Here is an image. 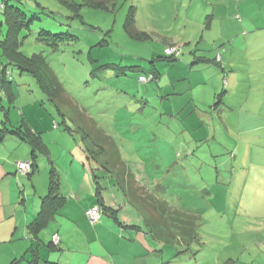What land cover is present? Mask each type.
I'll list each match as a JSON object with an SVG mask.
<instances>
[{
  "label": "rangeland",
  "instance_id": "obj_1",
  "mask_svg": "<svg viewBox=\"0 0 264 264\" xmlns=\"http://www.w3.org/2000/svg\"><path fill=\"white\" fill-rule=\"evenodd\" d=\"M12 3L21 4L30 16L39 14L40 19L33 22L30 30L20 33L19 49L28 57L38 54L49 61L65 96L57 102L50 101L35 76L11 65L9 70L14 78L11 83L6 78V86L12 99L3 90L0 92V129L5 125H37L43 129L52 125L57 130L60 125L64 131L52 132L55 140H65L72 146L76 141L81 146L83 132L76 125L96 122L100 127H110L109 130H124L122 125H149L150 132H156L159 137L158 143L145 140L139 147L143 166L150 174L149 183H164L170 197L181 198L188 207L199 209L204 222L199 243H193L189 250L185 251L174 240L167 243L160 239L166 246L162 252L148 262L139 260L137 264H226L230 261L231 264H264V177L257 176L250 165L251 154L264 153V146L259 142L264 132H258L251 143L245 133L240 135L238 125H232L227 131L219 116L212 119L210 108L207 122L197 125L192 117L198 119L199 115L191 103L172 113V107L184 106L189 95L182 93L169 98L165 90L163 93L148 90L149 85L138 81L144 75L143 68L150 71L155 65L161 74H168L192 52L217 59L218 49L225 44L229 49L225 58L229 63L233 59L239 70L235 71L237 75L234 74L229 88L238 94L235 99L227 100L238 107L241 101L245 102L246 93L251 92V108H264V0H220L215 5L211 0H13ZM132 9L140 37H130L126 30ZM74 15L79 19L71 20ZM211 15L215 17L207 26ZM40 29L53 34L69 32L78 41L52 52L49 46L36 40ZM1 30L0 40H3L5 25ZM103 41L107 43L104 47ZM231 41H235V48L231 49ZM171 42L182 48L179 61L172 66L165 62L153 64V60L179 52L175 46L163 54L161 47ZM167 50L171 52L168 54ZM224 53L222 50L221 55ZM0 55V63H6L2 47ZM107 62L136 70H126L123 76L121 69L104 72L98 69ZM250 67L255 70L251 76L247 73ZM223 73L222 80L232 72L227 69ZM152 85L157 87L156 83ZM183 86L178 84L179 89ZM237 118L235 114L230 115L228 124ZM217 144L225 148L227 155L238 150L233 154L237 159L221 164ZM95 161L105 164L101 158ZM186 161H190V167L184 170L176 167ZM90 163L84 166L88 171H91ZM231 173L233 183H230ZM100 182L109 184L103 190L104 197H117L112 181ZM116 211L145 226L147 214L140 208L128 204L124 210L117 203ZM102 215L108 216L104 212Z\"/></svg>",
  "mask_w": 264,
  "mask_h": 264
},
{
  "label": "crops",
  "instance_id": "obj_2",
  "mask_svg": "<svg viewBox=\"0 0 264 264\" xmlns=\"http://www.w3.org/2000/svg\"><path fill=\"white\" fill-rule=\"evenodd\" d=\"M171 45L178 46L175 42L165 44L161 47L163 54ZM230 45L231 49L235 48V41H231ZM237 51H240V48ZM228 52L229 50L221 55L225 71L230 69L233 73H230L227 79L222 80L220 74L223 70H218L213 65H207L208 63L193 65L198 55L197 52H192L188 58L184 57L182 63L171 68L168 74L166 72L161 74L158 70L160 82L157 87L149 86L148 90H157L160 93L165 90L164 94L169 98L182 93L189 95L186 106H173L172 113L184 109L191 103L199 115L198 119L195 117L192 119L195 124L202 125L201 123L207 122L206 117L210 115L207 110L210 108L212 119L215 115L219 116L227 131L233 127L232 125H238L240 135L245 133L252 143V139L258 137L253 134L255 131L264 132V108L257 110L251 108V92L246 93V103L243 100L238 107L227 100L235 99L238 94L236 90H229L230 81L234 79V74L237 75L235 71L238 70V66L232 62L233 59L231 64H227L229 62L225 61V57ZM219 57L218 54V61ZM252 69L253 67H250L247 70L250 76L252 71H255ZM174 72L176 74H173ZM218 79L221 80L219 83ZM178 84L184 86L179 89ZM234 87H237V84ZM220 91L223 97L214 107ZM232 114L238 118L229 125ZM64 126L69 128L67 125ZM76 126L83 132L81 146L76 141L72 146L65 140H55L51 134L63 130L60 125H57V130H54L52 125L47 129L37 125L19 127L5 125L6 128L19 130L20 133L16 131L17 134L7 133L2 134V137L0 135V264H137L139 260H151L166 247L150 233L146 225L148 213L134 203L126 192L124 194L120 192L117 184L118 172L107 163L109 147L104 143L106 136L112 137L119 146L121 160L135 170L134 176L139 183L152 186L153 184L149 183L148 169L143 166L144 159L140 156L139 147L141 148L140 144L145 140H149L151 144L158 143L157 133L150 132L149 125L139 124L122 125L124 130H109L110 127L99 125L94 128L92 125V129L82 125ZM23 127L25 132H22ZM92 133L95 137L91 139ZM262 136L264 137V133ZM259 142L264 146V138ZM217 145L220 148V155H225L223 160H220L221 164L225 165L231 158L224 153L226 150L222 145ZM237 152L238 150L234 153ZM215 154L218 155L217 152ZM262 156L264 153L251 154L250 158V165L259 177H264ZM96 157L103 159L105 164H98L95 161ZM236 157L234 158L237 159ZM28 161H34L35 169L29 175L23 176L18 172L17 163ZM88 162H91V171L84 168ZM190 166V161H186L176 167L184 170ZM52 172L59 184L56 191L58 196L56 200L48 201ZM229 178L230 183H233L234 174L231 173ZM106 180L113 182L112 186L118 192L117 197L112 196L111 199L104 197L103 190L109 187V184L104 183ZM100 181L104 184L102 185ZM160 182L156 181L155 184ZM117 203L119 208L124 210L131 204L146 212L145 226L116 214ZM97 206L106 210L105 214L108 216L102 215L96 222H92L86 216V212ZM55 236L59 238L56 248L50 245ZM164 241L168 243L166 239ZM166 259L167 256L163 260ZM226 264H231V261Z\"/></svg>",
  "mask_w": 264,
  "mask_h": 264
},
{
  "label": "trees",
  "instance_id": "obj_3",
  "mask_svg": "<svg viewBox=\"0 0 264 264\" xmlns=\"http://www.w3.org/2000/svg\"><path fill=\"white\" fill-rule=\"evenodd\" d=\"M12 1L13 0H4L0 4V15H2L3 20L0 23V33L2 31L1 28L3 25H5L7 29L3 40H0V48H3L4 56H6L7 58L6 63H0V92L3 90L2 92L5 94V96L9 98V100L12 99L7 90L8 86H6V78H9V83L13 81L14 77L12 75V72H10L9 67L14 64L19 70L28 72L30 75L35 76L39 80L42 90L50 99V101L57 102L61 98V96H65V90L63 85L60 83V80L57 77L56 73L52 69V65L43 55L35 54L31 57H28L19 49L20 44H22V41H19L20 33L24 30H30V27L33 22L40 19L39 14H32L30 16L26 11L23 10V8L20 7L21 4L12 3ZM218 1L220 0H211V3L215 5V2L217 3ZM37 6L41 7L40 4H37ZM42 10L44 9L42 8ZM133 11L134 10L132 9L129 18L126 21V30L130 34V37H133L132 35H137L138 37H140V34L135 29V16ZM212 17L214 18L215 16L211 15L209 17L207 26H209ZM72 19L75 20L79 18L77 15H74L71 20ZM36 40L45 46H49L52 52L59 51L62 46L72 44L78 41V39L69 32L53 34L52 32L47 31L45 29L39 30V32L37 33ZM105 45H107L106 42L102 43V47H104ZM175 46L176 45H171L168 48H173ZM177 47L179 52L176 51L171 56H165L163 58L161 57L157 60H153L152 63L155 64L156 62H165L168 63V65L172 66L174 62L179 61L180 56L183 54L182 48L179 46ZM222 50L226 52L229 49L226 48L225 44H223L222 48L218 49V54L220 55L219 61L218 59L211 60L205 57L198 56L195 58L193 65H206V63H208L207 65L217 66L218 70H223L222 72H225V67L221 62ZM0 57L2 56L0 55ZM225 61H227L226 58ZM227 64H231V62ZM115 68H117V71L118 69H121V74H123V76H126V70H136V68H124L123 64H121V66H118L117 64H114V62H107L105 64H101L98 69L104 72L108 69ZM143 72L144 75H141L138 80L141 84H146L149 86H152V84L155 83L156 85L159 84L160 75L155 65L151 68L150 71H146V68H143ZM117 76L119 77L120 74L118 73ZM142 78L145 81H142ZM222 97L223 93L217 96V102L214 104V107H216V105L220 103ZM67 99L68 98L66 97L65 101ZM60 102H62V100H60ZM90 125L91 126L84 125V127L92 129V125L94 128L96 127L97 123L90 122ZM3 128H5V130L0 131L1 137L2 134H17L16 131L19 132V130H10L5 126H3ZM98 129L102 130L99 127ZM253 134L257 136L258 131H255ZM93 136L95 137V135L92 133L91 139L94 138ZM104 143H106L109 147L107 163H109L118 172L117 184L118 188L120 189V192L122 194L126 192L127 196L130 197L134 203L138 204L148 213L149 218L146 220V225L150 229V233L159 240L166 239L168 242L174 240L180 246L184 247L185 251L189 250L193 243H199V233L204 222L201 211L199 209L194 210L188 207L181 198L170 197L168 188L164 185V183L160 182L157 184H153L152 186L144 184L141 185L138 179H136L134 176L135 170H133L131 166H127L121 160L119 146L115 143L113 138L106 136V138L104 139ZM233 154L234 153L232 152L230 153L229 159H235V156H233ZM223 156L225 155H220L221 160H223ZM216 157L219 156L216 155ZM31 162H33V169H35L34 161ZM56 178V175H53L52 172L50 182V193L47 197L48 201L53 199L56 200L58 196L56 191L59 184ZM99 208L101 210V213H106V210H103L101 207ZM50 245L54 248L58 247V244H54V241Z\"/></svg>",
  "mask_w": 264,
  "mask_h": 264
},
{
  "label": "built area",
  "instance_id": "obj_4",
  "mask_svg": "<svg viewBox=\"0 0 264 264\" xmlns=\"http://www.w3.org/2000/svg\"><path fill=\"white\" fill-rule=\"evenodd\" d=\"M168 54L171 52L170 50L166 51ZM173 52H175V50H173ZM173 55V54H172ZM142 81H145L143 78L141 79ZM17 168H18V172L23 175L26 176L29 173H31L32 169H33V163L32 162H20L17 163ZM101 210L99 207H93L91 209H89L86 212V216L92 221V222H96L98 219H100L101 217ZM54 244H58L59 243V238L58 236H55L54 238Z\"/></svg>",
  "mask_w": 264,
  "mask_h": 264
},
{
  "label": "clouds",
  "instance_id": "obj_5",
  "mask_svg": "<svg viewBox=\"0 0 264 264\" xmlns=\"http://www.w3.org/2000/svg\"><path fill=\"white\" fill-rule=\"evenodd\" d=\"M28 162H31V161H28ZM33 163V162H32Z\"/></svg>",
  "mask_w": 264,
  "mask_h": 264
}]
</instances>
